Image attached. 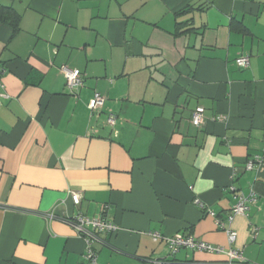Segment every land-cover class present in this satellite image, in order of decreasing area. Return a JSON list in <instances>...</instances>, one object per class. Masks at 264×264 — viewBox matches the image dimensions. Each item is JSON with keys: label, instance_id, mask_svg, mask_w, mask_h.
Here are the masks:
<instances>
[{"label": "crops", "instance_id": "0c3cea01", "mask_svg": "<svg viewBox=\"0 0 264 264\" xmlns=\"http://www.w3.org/2000/svg\"><path fill=\"white\" fill-rule=\"evenodd\" d=\"M62 68L83 86L70 91ZM0 70V264H87L61 219L97 218L104 205L119 230L97 264L225 261L171 255L151 233L264 264V0H0ZM231 188L257 202L226 225L230 246L193 201L225 220Z\"/></svg>", "mask_w": 264, "mask_h": 264}, {"label": "built area", "instance_id": "2783aa9c", "mask_svg": "<svg viewBox=\"0 0 264 264\" xmlns=\"http://www.w3.org/2000/svg\"><path fill=\"white\" fill-rule=\"evenodd\" d=\"M236 65L239 68L246 69L249 66V59L246 57H241L236 59ZM3 73V70H0ZM61 72L66 80V86L70 91L78 90L83 86V78L78 70H69L62 68ZM4 97V86L0 83V98ZM105 98L100 94H94L93 99L90 102L89 109L92 115H99L102 107L104 105ZM225 118L223 116L217 118V120L222 121ZM116 123V117L114 115H109L106 120V125L108 128L112 129ZM191 123L195 127H201L204 124V118L202 110H196L191 115ZM261 163L259 157L255 156L250 158L246 162V170H252L254 165ZM235 192V189L231 188ZM71 201L74 206H79L82 201V195L78 193L70 194ZM236 203L231 208L229 215L225 220L218 218L215 213L211 210H206V208L201 204L200 200L194 199V205L198 206L200 209L206 212V215L214 220L215 226L225 232L227 236L228 244L231 246L236 239V233L231 230L229 226L233 222L234 218L237 216H245L249 205H255L257 202L256 195L250 192L247 196L240 192H235ZM109 210L108 205H104L101 209V214L97 218H88L81 215H77L73 218L65 217L62 218V222L67 224L76 235L83 240L85 244V254L84 257L87 264H97V254L96 248L99 246L106 245V240L103 237H110L119 230V227L108 220L106 214ZM54 216L50 214L49 220H52ZM258 228L254 229V236H256ZM151 239L153 242L163 241L171 255H175L179 250L186 249L193 252L207 253L218 256H224L225 261L222 264H248L243 258L242 253L239 249L229 248L225 250L223 247H214L207 243L195 240L192 237H164L158 233H151ZM164 261V260H162ZM162 261H153L152 264H163Z\"/></svg>", "mask_w": 264, "mask_h": 264}, {"label": "trees", "instance_id": "16d2710c", "mask_svg": "<svg viewBox=\"0 0 264 264\" xmlns=\"http://www.w3.org/2000/svg\"><path fill=\"white\" fill-rule=\"evenodd\" d=\"M1 13L5 16V18L7 19V16L8 18H12V20L14 21V16H15V13L13 12V10L11 9H2L1 10ZM14 28H16V25H13Z\"/></svg>", "mask_w": 264, "mask_h": 264}]
</instances>
